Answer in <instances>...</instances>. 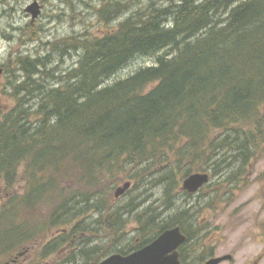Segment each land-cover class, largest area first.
<instances>
[{"label":"trees","instance_id":"16d2710c","mask_svg":"<svg viewBox=\"0 0 264 264\" xmlns=\"http://www.w3.org/2000/svg\"><path fill=\"white\" fill-rule=\"evenodd\" d=\"M100 1L99 34L16 57L15 103L0 111V264H19L36 243L38 261L57 253L55 264H96L174 225L188 232L193 201L183 219L166 215L179 182L210 170L204 188H227L263 149L264 0L151 1L126 16L129 0ZM71 51L75 66L50 67V54ZM123 179L162 186V205L109 201Z\"/></svg>","mask_w":264,"mask_h":264},{"label":"rangeland","instance_id":"374dc122","mask_svg":"<svg viewBox=\"0 0 264 264\" xmlns=\"http://www.w3.org/2000/svg\"><path fill=\"white\" fill-rule=\"evenodd\" d=\"M34 1L38 3L40 12L35 19H32L26 7ZM151 1H154L157 6L165 7L177 0H129L128 3L125 1L127 9L122 11L121 16H126ZM101 5L100 0H0V68H2L0 111L10 109L15 103L11 83L21 78V73L15 67L16 57L22 54L45 55L49 51L48 43L59 41L62 38L99 34V30L107 27L104 26V22L100 21L98 14ZM48 59L52 61L50 67L57 66L59 71H63L75 66L77 56L74 51L64 56H58L54 52ZM149 61L147 57L136 59L120 70L116 76L125 77ZM49 81L53 80L50 78ZM262 148V151L247 164L240 175V180L235 184L227 188L224 187L225 185L221 186L220 183H216L210 189L205 187L204 189L210 190L212 195L208 200L205 197L201 199L200 205L196 204L197 198L193 195L184 196L180 188L181 182H179L180 185L176 187L173 198L169 201L170 209L166 210V215H177L179 219H183L180 214L187 207L183 202H194L195 205L191 209L192 216L185 220L187 231L191 234V244L182 249L186 260L191 264L213 253L215 255L233 253L232 260L219 264H264V146ZM207 172L210 174L211 171ZM126 181L121 180L115 187L117 188ZM211 181L214 182L215 178L212 177ZM22 185L19 183L16 189L21 191ZM148 185L149 183H141L135 186L133 182H130L128 188L130 190L127 189L116 197L115 188L107 198L109 201L116 199L117 204L125 205L133 199L135 203L138 195V201L146 197L148 206L151 203L155 204L154 199L157 201L156 204L162 205L163 187L149 188ZM222 187L223 192L217 194ZM1 202L0 198V206ZM125 217H128L129 223L124 230L127 229L131 235L137 223L131 212ZM166 218L161 217L157 223L163 222ZM196 226L202 228L196 229ZM55 233L52 231L46 239ZM150 233L151 230H148V234ZM160 233L152 234L154 237L152 238L155 239ZM212 235L216 237L212 239ZM40 245L41 243L34 244L33 248L18 263L55 264L57 256H64V254L53 253L51 259L38 261L35 254L41 250ZM112 245L116 246L115 243ZM190 247L191 253L189 254Z\"/></svg>","mask_w":264,"mask_h":264},{"label":"water","instance_id":"95a60500","mask_svg":"<svg viewBox=\"0 0 264 264\" xmlns=\"http://www.w3.org/2000/svg\"><path fill=\"white\" fill-rule=\"evenodd\" d=\"M26 11L35 19L39 14V5L36 1L26 7ZM2 68H0V73ZM207 172H193L187 175L181 184L182 189L194 193L204 183L208 182ZM130 186L126 181L115 190V196L123 194ZM186 236L179 226L163 230L155 239L148 244L133 250L127 254L111 253L96 264H182L179 260L178 247L185 242ZM231 258L230 254L209 258L204 264H218Z\"/></svg>","mask_w":264,"mask_h":264},{"label":"flooded vegetation","instance_id":"af4514ba","mask_svg":"<svg viewBox=\"0 0 264 264\" xmlns=\"http://www.w3.org/2000/svg\"><path fill=\"white\" fill-rule=\"evenodd\" d=\"M204 190H205L204 189V186H202L196 193L193 194V196L197 198L196 200H198V199L201 198V196L203 195V191ZM183 232L187 236V240L183 244H181V246H179V248H178L179 259H180V261H181L182 264H191L190 262H188V260H186L184 252L182 253V249H184V247H186L187 245L189 246V243L191 241V236L189 235L188 232H185V231H183ZM215 237H216V235H212V239H214ZM147 244H148V235H147ZM229 254L232 257L230 259H228V260H232L233 259V253H229ZM214 256H221V255H215V253L208 254V256H206L205 258H202V259L200 258V260L198 262H196L195 264H204L209 258L214 257ZM224 261H227V260H224ZM224 261H221L220 263H222Z\"/></svg>","mask_w":264,"mask_h":264}]
</instances>
